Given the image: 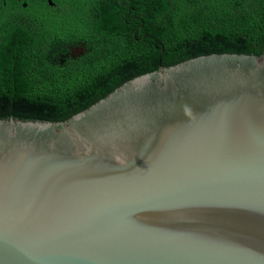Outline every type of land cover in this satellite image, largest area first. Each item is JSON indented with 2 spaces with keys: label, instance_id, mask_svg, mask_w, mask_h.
<instances>
[{
  "label": "water",
  "instance_id": "water-1",
  "mask_svg": "<svg viewBox=\"0 0 264 264\" xmlns=\"http://www.w3.org/2000/svg\"><path fill=\"white\" fill-rule=\"evenodd\" d=\"M0 264H264V52L0 119Z\"/></svg>",
  "mask_w": 264,
  "mask_h": 264
},
{
  "label": "trees",
  "instance_id": "trees-1",
  "mask_svg": "<svg viewBox=\"0 0 264 264\" xmlns=\"http://www.w3.org/2000/svg\"><path fill=\"white\" fill-rule=\"evenodd\" d=\"M263 52L264 0H0V119L66 121L161 67Z\"/></svg>",
  "mask_w": 264,
  "mask_h": 264
},
{
  "label": "flooded vegetation",
  "instance_id": "flooded-vegetation-1",
  "mask_svg": "<svg viewBox=\"0 0 264 264\" xmlns=\"http://www.w3.org/2000/svg\"><path fill=\"white\" fill-rule=\"evenodd\" d=\"M74 48L75 47H70V53L63 56V58H64L63 59V63H65L66 60H68V59L76 60V59H79V58H83L88 53L87 47H86V45L84 43H81L78 46H76L75 49H77V51L80 50L79 52H77L78 53L77 55L73 54Z\"/></svg>",
  "mask_w": 264,
  "mask_h": 264
},
{
  "label": "rangeland",
  "instance_id": "rangeland-1",
  "mask_svg": "<svg viewBox=\"0 0 264 264\" xmlns=\"http://www.w3.org/2000/svg\"><path fill=\"white\" fill-rule=\"evenodd\" d=\"M75 48H76V47H75ZM75 48H74V52H73V54H74V55H77V54H78L77 52H79L80 50L77 51V49H75ZM69 53H70V48L67 49V50L65 51V53L61 54L62 56L59 55V57H58L59 60H58V59H56V60H57L58 62H60V63H63V59H64L63 56H64V55H67V54H69Z\"/></svg>",
  "mask_w": 264,
  "mask_h": 264
}]
</instances>
